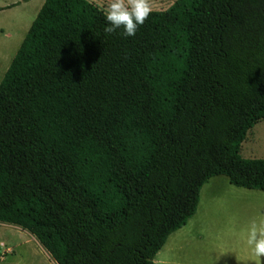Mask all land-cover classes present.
Here are the masks:
<instances>
[{"label":"trees","instance_id":"16d2710c","mask_svg":"<svg viewBox=\"0 0 264 264\" xmlns=\"http://www.w3.org/2000/svg\"><path fill=\"white\" fill-rule=\"evenodd\" d=\"M43 0L0 79V222L56 264H154L208 178L264 190V0H173L134 36Z\"/></svg>","mask_w":264,"mask_h":264},{"label":"rangeland","instance_id":"374dc122","mask_svg":"<svg viewBox=\"0 0 264 264\" xmlns=\"http://www.w3.org/2000/svg\"><path fill=\"white\" fill-rule=\"evenodd\" d=\"M8 1L0 0V4ZM87 1L101 10L108 3ZM42 2L29 0L0 11V79ZM149 2L152 10H161L173 0ZM239 153L244 158H264V118L246 132ZM235 188L224 175L204 182L194 213L167 236L153 258L154 264H264V258L247 243L253 223L258 229L264 227V196ZM41 247L28 231L0 222V264H47Z\"/></svg>","mask_w":264,"mask_h":264},{"label":"clouds","instance_id":"9594fccd","mask_svg":"<svg viewBox=\"0 0 264 264\" xmlns=\"http://www.w3.org/2000/svg\"><path fill=\"white\" fill-rule=\"evenodd\" d=\"M102 12L109 25L104 29L106 33L123 29V35L134 36L151 15L152 7L149 0H108ZM247 243L258 257L264 258V227L258 229L253 223Z\"/></svg>","mask_w":264,"mask_h":264},{"label":"crops","instance_id":"0c3cea01","mask_svg":"<svg viewBox=\"0 0 264 264\" xmlns=\"http://www.w3.org/2000/svg\"><path fill=\"white\" fill-rule=\"evenodd\" d=\"M27 2H29V0H11V1H8V2H4V3H1L0 4V11H6V10H10V9H12V8H15V7H18V6H20V5H25V4H27ZM38 11V10H37ZM37 13V12H36ZM36 15V14H35ZM213 177V176H212ZM209 179V178H208ZM207 179V180H208ZM229 183V182H228ZM230 184V183H229ZM230 185H232V184H230ZM232 186H234V185H232ZM234 187H236L235 189H239V187L240 186H234ZM240 188H244V187H240ZM246 189V191H250V193H252V194H256V193H260V194H256V195H261V196H264V190H258V189H250V188H245ZM255 191H259V192H255ZM186 223V222H185ZM184 225V224H183ZM182 225V226H183ZM181 226V227H182ZM180 228V227H179ZM178 228V229H179ZM177 230V229H176ZM175 231V230H174ZM173 232V231H172ZM171 232V233H172ZM167 238V237H166ZM166 240V239H165ZM165 242V241H164ZM164 244V243H163ZM162 244V245H163ZM161 248V247H160ZM159 248V249H160ZM41 249H42V251H44V255H45V257H47L46 259V261H47V264H56L55 263V261L50 257V255L48 254V252L43 248V247H41ZM158 249V250H159ZM156 254V253H155ZM155 256V255H154ZM154 258V257H153ZM163 260V259H162ZM155 262V260L153 259V263ZM163 262V261H162Z\"/></svg>","mask_w":264,"mask_h":264}]
</instances>
